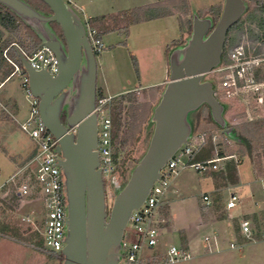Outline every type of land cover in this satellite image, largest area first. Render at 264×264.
<instances>
[{"label": "rangeland", "instance_id": "374dc122", "mask_svg": "<svg viewBox=\"0 0 264 264\" xmlns=\"http://www.w3.org/2000/svg\"><path fill=\"white\" fill-rule=\"evenodd\" d=\"M64 1L71 12L76 28L83 27L84 33L88 31L87 16L100 15L112 10L130 9L141 4L138 0H92L91 3H87L88 0H85L86 4L82 8V12L77 13L72 3H69L68 0ZM224 3L225 0H187L185 14H177L182 20L187 39L184 41L182 39L176 40L166 47L162 46L167 37L162 25L164 21L162 20L131 25L129 27V38H125L118 32L105 34L102 37V52L94 56V62H91L89 69L88 61L84 55L80 69L76 72L68 87L60 94L58 103L60 120H65L66 122V116L68 117L75 107L80 94L81 79H87V85L90 84L92 70L95 71L96 89L106 98L122 90L137 87L139 84L145 86L162 80L165 74V61L169 59L167 60L169 69L178 66L185 58L187 50L191 45L192 39H189L186 28L187 20L191 17H198L194 19L193 23L199 22L196 26L197 28H199L200 24L202 25L203 33L200 43H203L206 40H204L205 32L214 25L213 15L208 12L209 8L211 6H222L223 10ZM241 6L243 9V5ZM77 15L81 23L77 19ZM38 16L34 13L29 18L38 19ZM33 25L39 29L40 33L45 35V25L40 20H34ZM176 35L178 38V34ZM249 46L251 47L250 44ZM62 48H64L63 45ZM165 50L167 54H165ZM65 53L66 47L63 49L62 60L65 58ZM217 68V66L212 68L200 80L201 84L209 85L212 96L219 105V118H215V120L225 128H239L241 130L245 126H249L250 129L261 128L259 133L250 134V137H253L252 139L255 141L254 144L249 146L251 153L241 159L238 157H233V159L239 162V165L241 161L243 164L244 162L250 163L255 178L264 177V97L261 96L262 98H259L255 96L248 99L245 98L246 100L244 99V101H226L219 89L220 74L217 73ZM86 74L88 75L86 76ZM170 81L171 73H169L165 85L162 86V90L167 87ZM149 95V93H146L140 96V103L144 107H147L149 113L138 139L119 145L113 155L115 161L114 169L107 179L103 180L105 222L108 219L114 200L123 190L149 148L155 128L154 111L161 101L159 94H152V97ZM30 99V95L22 85V76L14 74L4 83H0V113L4 112L8 116L7 121H0V185L6 184L9 176L11 177L14 173V163H16V169H18V167L28 164L32 158L27 159L33 152V142L20 129V124L29 116L31 110ZM14 106L17 107V112H14ZM245 110H248L253 118L251 121L247 120L244 116ZM210 112L211 109L209 110L206 103H200L196 108L185 114L184 124L191 131L189 137H196L205 132L208 133V130L214 127V123L210 118ZM66 127L67 129L72 128L68 125ZM219 131L212 130L210 134L211 136L214 134L221 137L224 136L231 142V146H234L233 140L228 135L221 134ZM224 148L226 147H222V144H219L215 152L222 153L223 155V152H225ZM230 160H226L225 164ZM236 171L238 173L237 168ZM213 184L215 190L220 184L225 186L214 193L219 194L217 196L222 198L221 205L217 204L214 206L213 204H208L205 208H210L212 211L214 209L217 212H214L217 214L216 217H220L223 214L225 196L232 189L231 184L221 181L220 172L201 176L193 168H179L171 174L165 193L171 191L172 188L179 191L178 195H174V203L172 204L176 227L184 228L188 231H195L196 228H199V219L202 213L200 208L202 195L210 193L213 190ZM256 195L257 197L262 196L259 186H256ZM0 196V239L14 241L23 247L10 248L5 244L1 246L0 264H58L57 261L45 257L48 253L43 249V241L42 246L37 249V238H34L32 241L29 239L30 233L37 231L29 223L25 222L24 218L29 216L38 225L43 217L41 205L36 201L19 203L13 194V186L11 184H7L0 191ZM259 217L262 220L260 221V225L264 229V213H261ZM203 232L207 231H200V233ZM166 235L157 250L160 256H163L165 253L168 242L175 245L178 242L177 231H172ZM7 236L10 238L7 239ZM133 238L134 236L131 231L126 234L125 239L127 241H131ZM243 244L246 245L244 248L241 249L240 246L237 250L224 254L222 258H217V254H211L210 261L203 264H264V238L244 241ZM228 249H230L229 243L226 242L225 250L230 251ZM22 250L29 253L31 257H27ZM115 250H117V247L110 249V251ZM235 253H237L238 259L233 257ZM158 264L162 263L159 262ZM174 264L196 263H190L185 260Z\"/></svg>", "mask_w": 264, "mask_h": 264}, {"label": "water", "instance_id": "95a60500", "mask_svg": "<svg viewBox=\"0 0 264 264\" xmlns=\"http://www.w3.org/2000/svg\"><path fill=\"white\" fill-rule=\"evenodd\" d=\"M52 12L38 19L59 24L65 41L66 53L56 41H45L41 46L49 49L58 60V74L52 78L45 71L33 70L22 52L18 51L28 79L31 97L38 99V115L50 134L58 140L62 160L60 165L67 175L68 237L62 251L64 264H113L110 261L132 210L137 209L146 197L159 170L171 155L185 142L188 127L185 114L206 103L214 118H219L220 108L207 84H201L203 75L216 67L226 33L242 12L241 0H225L220 18L212 32L200 43L203 28L193 24L191 45L183 61L170 69L171 81L165 88L160 103L155 108V128L149 148L137 169L114 200L105 222L104 195L101 176L97 169L96 116L92 112L95 102V71L91 82L81 79L80 94L75 107L67 117V125L77 126L69 133L59 119L60 94L68 87L81 67L83 56L88 69L94 55L82 28H76L71 12L64 0H42ZM23 16L34 12L17 0H0ZM81 29V30H80ZM88 74H86L87 76Z\"/></svg>", "mask_w": 264, "mask_h": 264}, {"label": "built area", "instance_id": "2783aa9c", "mask_svg": "<svg viewBox=\"0 0 264 264\" xmlns=\"http://www.w3.org/2000/svg\"><path fill=\"white\" fill-rule=\"evenodd\" d=\"M98 31L89 28L85 37L93 55L102 52V41L95 38ZM242 42L232 48L227 54V64L218 65L217 73L220 74L219 89L227 100L244 101L245 98L258 96L264 97V54L255 55L253 49ZM28 65L35 71H45L52 78L58 74V60L54 54L44 46H40L30 55L22 53ZM14 66L13 74L22 76V85L28 91L27 75ZM30 95V94H29ZM30 113L27 119L20 124V129L33 142L34 155L25 166L18 167L9 180L0 187V191L7 184L13 186V194L20 203L38 202L43 210L41 222L36 225L29 216L24 218L43 241V249L48 254H62L68 237V200H67V175L60 165L62 156L58 150V140L45 128L38 115V99L30 96ZM110 97H100L94 102L93 113L96 116V152L98 157V170L103 180L107 179L114 169L115 161L112 154V123L109 115L108 103ZM246 100V99H245ZM244 116L251 121L248 110ZM77 126L68 130L75 134ZM205 141L204 134L196 137H187L185 142L171 155L163 167L159 170L158 178L153 182L141 205L131 211L124 227L122 237L114 251L110 261L113 264H143L148 259L147 254L156 249L161 241L164 227L167 221L161 214L164 206L165 190L172 173L177 169L193 168L200 175L210 171H219L224 168L225 161L232 156H218L206 161L189 164V159ZM211 141L214 149L219 144L222 147L231 146L226 137L212 135ZM264 195V187L262 188ZM202 201L207 206L210 199L207 195L202 196ZM241 204L239 196L231 191L227 195L225 210L228 218H233L231 211ZM134 238L131 241L125 239L130 231ZM127 231V233H126ZM239 234L247 241H251L253 229L249 220L242 218L239 221ZM208 251L216 249L218 238L210 234L202 238ZM234 247L233 243L229 244ZM192 256L190 249L183 251L178 246L168 247L165 264H174L178 261L189 260Z\"/></svg>", "mask_w": 264, "mask_h": 264}, {"label": "trees", "instance_id": "16d2710c", "mask_svg": "<svg viewBox=\"0 0 264 264\" xmlns=\"http://www.w3.org/2000/svg\"><path fill=\"white\" fill-rule=\"evenodd\" d=\"M17 1L22 3L32 12L39 15L41 18H47L52 14L49 7L42 0ZM241 1L243 5L242 12L226 33L217 66L227 64V54L229 51L244 41H247L251 45L253 54H264V0ZM186 9L187 0H165L158 1L152 5H144L129 10H123L114 14L93 17L90 18L87 23L89 28H95L98 31L95 38L99 40H102V37L105 34L111 32H118L127 38L129 36V27L131 25L177 14H185ZM208 12L213 15L214 25L205 32L204 40L209 36L217 24L222 13V6H211ZM195 18L198 17H191L187 20L186 28L189 39L192 37L193 22ZM34 20L39 19L23 16L10 6L0 2V83H4L7 79L13 76L14 66L10 62L19 67L22 72L26 74L18 56V51L26 55H30L36 51L43 42L53 40L59 41L64 46L62 50L65 49V41L58 23L40 19V21L45 25L46 33L44 35L38 31L39 29H37L36 26L33 25ZM134 65L136 68L135 62ZM164 91L165 89L162 90L161 86H155L138 92H127L110 99L108 108L112 123L113 155L114 152L117 151L120 144L127 141H136L141 133L142 126L149 112L147 107H144V105L140 103V96L149 93V96L152 97V94L157 93L162 98ZM100 97L103 96L95 87V100ZM13 108L14 112H17V107L14 106ZM210 118L214 123V127H211L210 130H208V133H204V144L198 148L197 151H195L194 155L189 159V164L206 162L215 158V149L212 144L210 134L212 130H220L219 132L221 134L228 135L234 143V146L224 148L225 152H223V155L222 153H218L219 157L232 156L241 159L251 153V148L249 146L254 144L255 141L252 139L253 137H250V134L259 133L261 128L258 127L250 129L249 126H245L242 130L239 128H225L215 120L211 112ZM7 120L8 116H6L4 112H1L0 121ZM190 132V129H188L187 137L190 136ZM33 155L34 151L27 159H30ZM238 165L239 162L232 158L225 164L222 171H210L205 174L207 175L220 172L222 182L235 185L237 183L236 168ZM224 187L225 186H223V184H220V186L214 190L211 194L210 204H213L214 206L217 204L221 205L222 198L217 196L219 194L214 193ZM213 211L215 212L214 209ZM161 214L164 216L165 212L162 211ZM222 219H226L225 202L223 203V214L218 217V220ZM253 222L254 227L252 239H263L264 229L263 226L261 227L260 221L256 216H253ZM34 238H37L36 248L38 249L42 246L41 236L37 232L33 231L30 233L29 239L32 241ZM235 238L238 242L242 240L247 241L244 238H241L238 226H235ZM178 247L183 251L187 250V238L185 233L182 231L178 232ZM147 255L150 256H147L148 259L144 260L143 264H158L159 262L163 264L165 262L164 255L160 256L157 249H154L151 254ZM45 257L57 261L58 264H64L65 261V257L62 254H46Z\"/></svg>", "mask_w": 264, "mask_h": 264}, {"label": "crops", "instance_id": "0c3cea01", "mask_svg": "<svg viewBox=\"0 0 264 264\" xmlns=\"http://www.w3.org/2000/svg\"><path fill=\"white\" fill-rule=\"evenodd\" d=\"M91 1L92 0H88L87 3H91ZM138 1L141 4L137 5L136 7H140V6H144V5H152V4L157 3L158 1H165V0H138ZM68 2L72 3V5L76 9L77 13L82 12V8L85 7V4H86L85 0H68ZM132 8H135V7H132ZM132 8H130V9H132ZM123 10H129V9H123ZM123 10H117V11L112 10L108 13H103L100 15L87 16L86 20L88 21L90 18L97 17V16L114 14V13H117V12H120ZM77 17L76 18L79 20L80 18L78 15H77ZM159 20L164 21L162 25L164 27V30H165L166 36H167L165 39V42L162 44V46L166 47L168 45H171L170 43H172L176 40H179V39H182V41L187 39V35L185 34V28H184V25H183L180 17H178L177 15H173V16H168V17H164V18L152 20V21H159ZM79 22L81 23L80 20H79ZM148 22H150V21H148ZM142 23H145V22H142ZM82 30L84 32L83 27H82ZM176 34H178V38L176 37L177 36ZM84 35H85V33H84ZM165 54H167L166 50H165ZM165 62H166V65L164 68L165 74H164V77L162 80L157 81L155 83H151L149 85H145V86H142L139 84L137 87H134L132 89L122 90V91L116 93L115 95L109 96V97L113 98V97L125 94L127 92H132V91L138 92L140 90L155 87V86H161V87L164 86L166 81H167V78L169 76V67H168L169 64H168L167 60ZM241 162H240V165L237 167V170H238L237 183L235 185H231L232 186L231 191H234L239 196V199L241 201V204L238 207H236V209L231 211L233 218H228L227 214H226L227 212L225 210L226 219L218 220V218H217L218 216L216 217L217 214H215L214 211H212L210 208H205L206 205L201 200L202 203L200 205V208H201L202 213H201V217L199 219V222H200L199 228H196L195 231H192V230L188 231L184 228L176 227L174 213L172 211V204L174 203L173 202L174 195H178L179 191L175 188L174 189L172 188L171 191H167V193H165V195H164L165 199H164L163 210L165 212V215L163 217L167 221V224L164 227L163 235L161 237V241H160L159 246L163 242L164 236L166 234H168L172 231H177V232L182 231L185 233L186 238H187V247H188V249H190V252L192 253L191 258L189 260H186V261H188L190 263H196V264L207 263L211 259V257H210L211 254H217L218 255V256H216L217 258L218 257L222 258L223 255L227 254L228 252H231L233 250H237V248H239L240 246H241L240 247L241 249L246 246L243 244L244 241L241 243L237 242V240L235 238V226H238V228H239V221L242 218L249 220L251 227H252V225L254 227L253 216H256L259 219V221H262L260 219L259 215H261V213L262 214L264 213V196L262 193V188L264 187V177L255 178L253 176L254 173H253V170L250 166V163L244 162V164H243ZM13 165H14L13 168L16 170V163H14ZM201 176H203V175H201ZM9 178H10V176H9ZM1 186H3V185H0V187ZM256 186H259V189H261V194L263 197L262 196L257 197ZM3 189L4 188H2V190ZM214 190H215V188H214V184H213V190H211L210 193H204L202 196L207 195L209 197V199L211 200V194L214 192ZM226 199H227V195L225 196V202H226ZM253 227H252V229H253ZM200 231H207V232L200 233ZM210 234H215V236L218 238L217 247H216V249H214L212 251L207 250L206 245L202 240V238L204 236H207ZM8 238H10V237L7 236V239ZM226 242H228L229 244L230 243L234 244L233 248L228 249L230 251L225 250V243ZM4 244L10 248L22 247V246H19L14 241L1 240L0 239V247L3 246ZM171 245L178 246V242H177V245H175L171 242H168L165 253H166L168 247ZM159 246L156 248L157 250H158ZM22 251L24 252V254L27 257H31L29 255V253H27L24 250H22ZM236 254L237 253H235L233 257L238 259V256Z\"/></svg>", "mask_w": 264, "mask_h": 264}, {"label": "flooded vegetation", "instance_id": "af4514ba", "mask_svg": "<svg viewBox=\"0 0 264 264\" xmlns=\"http://www.w3.org/2000/svg\"><path fill=\"white\" fill-rule=\"evenodd\" d=\"M66 118H67V116H66ZM60 119V118H59ZM67 120V119H66ZM60 122L62 123V125L64 126V127H66L67 126V121L65 122V120H60ZM67 128V127H66ZM97 169H98V167H97ZM101 176V175H100ZM101 183H102V190H103V195H104V183H103V178H102V176H101Z\"/></svg>", "mask_w": 264, "mask_h": 264}]
</instances>
